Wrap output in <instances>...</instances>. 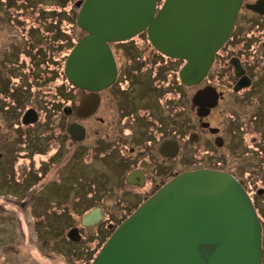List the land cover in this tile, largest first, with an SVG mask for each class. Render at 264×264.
I'll use <instances>...</instances> for the list:
<instances>
[{
	"label": "flooded vegetation",
	"instance_id": "flooded-vegetation-1",
	"mask_svg": "<svg viewBox=\"0 0 264 264\" xmlns=\"http://www.w3.org/2000/svg\"><path fill=\"white\" fill-rule=\"evenodd\" d=\"M256 1L244 0L242 2L233 31L227 41L216 52L215 60L207 75L192 84L184 82L181 78V71L188 64L187 59L169 56L152 44L147 48L114 45L130 43L143 33L146 34L145 37H148L146 31H142L129 40L110 42V49L116 67V78L111 84L102 88L78 85L67 76L65 70L66 61L71 53L61 64V75L63 77L48 80L54 82L61 79L62 84L60 87L62 88L65 84L68 85L67 96L56 94L54 97L50 96L49 98L48 95H45V97L49 100L46 102H51L54 109L62 99L66 103L69 102V106L63 105L61 111L65 117L61 130L62 135H60L61 139L65 141L64 144L68 143L74 147L68 165L70 177L77 181L84 180L85 187L86 182L91 183L94 181V183H97V185L94 184L97 189L88 191V195H91L94 203L79 214L77 223L65 228L68 231L67 240L69 239L71 244L82 241L84 230H98V244L92 247V257H90L88 264H91L112 233L144 201L155 194L173 177L196 169L227 171L211 164H203L204 156H199V154L196 157L200 160L197 165L183 169L175 168L173 164L179 162L184 150L188 151L186 149L188 145L198 148L207 147L206 145L210 144L211 147L216 148H232L239 143L238 138L240 139L245 135H247V138L250 136L253 141L249 143L250 149H246L245 154L250 157H259L261 165H263L261 166L263 172L262 183L259 186L248 185L246 182L248 179L244 180L237 174L228 172L242 182L260 217L263 225L262 264H264V41L262 48L258 51L261 63L256 65V60L250 62L249 58H246V46L250 39L246 34L241 33V22H247L244 17L250 16L253 18L251 23L254 28L259 27L258 24H255L257 20L264 19V14L247 6L248 3ZM161 3L162 0H160ZM148 41H150L149 37ZM76 44L72 46L71 52ZM239 45L242 49L241 54L240 51L233 53L232 49ZM244 48L245 50H243ZM119 49H122L126 54L125 64L121 62ZM139 49L148 52L140 51L138 54L136 50ZM30 59L33 58L30 57ZM170 62H173L171 67ZM236 62L243 69L240 76L237 74ZM222 66L228 67L230 74L222 70ZM255 72H261V75L259 76ZM43 74L42 71L38 72L37 75L34 74L32 82L34 86L43 88ZM1 79H4V86L0 88L1 90L13 89L17 92L18 87H14L12 79L0 74ZM240 81L243 86L237 88ZM222 83L225 86H222ZM25 88L28 89V86ZM186 90L192 91L189 96V105L194 114L195 122H191L187 117L182 118L178 115L173 117V114L181 111L182 105L172 104V100H174L172 96L176 91L180 98V94ZM197 94L200 97L195 100ZM107 98H110L111 103L116 107L117 115L114 116V119H111L106 113L105 102ZM250 99L258 102L259 106L261 105L262 113L259 116L253 115V113L249 114L246 122L241 120L244 123V125H241L238 115L239 108L243 102ZM28 111L29 109L25 110L21 117L20 130H23V132L21 131L22 135L28 132L29 125L26 124H37L40 121V116L35 111V121L26 123L24 116ZM175 111L177 112L175 113ZM218 113L222 116L220 125L213 123L214 117ZM193 122V126L189 127L188 124L190 125ZM257 131H259V135ZM166 142L171 143L164 154L162 147ZM246 145L248 146V144ZM61 146L51 157L53 158V164L63 158ZM205 150L209 151L208 149ZM4 155L0 149V160L5 158ZM94 160H100L104 165V169L108 168V171H112V173L103 170L100 172H103L102 179L99 181L94 180L90 174V166ZM114 168L118 171H115ZM253 173L252 170L250 176ZM113 175L117 176L116 180L112 177ZM14 178L15 174L11 175L9 182L13 183ZM104 182L106 183L104 184ZM110 182L113 183L109 185ZM52 184L54 185V183ZM35 185V183L32 184V187L34 188ZM108 185L109 189L107 188ZM47 187L48 185L44 183L41 185V188L46 189ZM105 188L108 190H105ZM82 196L80 194L78 199ZM86 197L89 198L87 195ZM106 198L117 202L113 205L110 201H106ZM83 200L84 198H82ZM90 200L92 201V199ZM108 202H110L113 211L108 210L111 208ZM67 204L73 207L75 202L68 200ZM93 211L98 214V221L89 225L85 224L84 217ZM74 229L78 230L79 240H72L69 236V232ZM101 229H105L107 232H99ZM84 253L88 257V252Z\"/></svg>",
	"mask_w": 264,
	"mask_h": 264
},
{
	"label": "water",
	"instance_id": "water-1",
	"mask_svg": "<svg viewBox=\"0 0 264 264\" xmlns=\"http://www.w3.org/2000/svg\"><path fill=\"white\" fill-rule=\"evenodd\" d=\"M243 1L164 0L158 8L159 0H79L77 23L87 33L69 55L66 74L83 87L111 84L116 67L110 42L147 31L160 51L188 60L181 78L192 84L207 75ZM247 6L264 14V0ZM236 69L240 76L237 62ZM242 86L240 81L237 88ZM35 119L34 110L26 112V123ZM170 143L162 147L164 154ZM97 216L87 214L84 223H95ZM262 235L242 182L228 171L196 169L176 175L144 201L91 264H262ZM69 236L80 239L76 229Z\"/></svg>",
	"mask_w": 264,
	"mask_h": 264
},
{
	"label": "rangeland",
	"instance_id": "rangeland-1",
	"mask_svg": "<svg viewBox=\"0 0 264 264\" xmlns=\"http://www.w3.org/2000/svg\"><path fill=\"white\" fill-rule=\"evenodd\" d=\"M32 1L0 0V74L12 79L14 87H18L17 92L13 89H0V149L5 154V158L0 160V264H88L90 257H92V247L98 244V230H84L82 241L71 244L69 239L67 240L68 231L65 228L77 223L79 214L94 203V199L88 195V191L97 189L94 187V184L97 185V183L94 181L86 182L85 187L84 180L77 181L70 177L68 165L74 147L68 143L64 144L65 141L61 139L65 117L61 111L63 105L69 106V102L60 100L55 109L52 108L51 102H46L49 100L45 95H48L49 98L56 94L67 96L68 85L65 84L63 88L60 87L61 79L54 82L47 80L49 84L43 88L32 84L34 74L37 75L38 72L44 70L43 64L40 65L30 59V57H34L38 48L34 38L40 40L41 33L46 34V36L51 35L47 26H44L47 17L40 14L41 6L34 11L31 7L25 9V6H29ZM44 1L49 2V4L43 5L46 10L57 9L60 11V8L53 7L55 3L51 4L53 3L52 0ZM64 1L66 8L61 14L64 21L60 25V29L64 31L62 36L64 39L59 45H56V42L52 43L50 62L55 63L51 64L49 68V71H59L60 73L62 70L58 68L59 64L57 65V63L61 61L62 64L63 60L67 59L72 46L78 43L77 41L86 33V30L77 24L74 16L78 12L79 7L76 2L79 0H60L62 3ZM245 18L247 22H241V33L246 34L250 39L246 46L245 55L250 62L256 60V65H260L258 51L262 48L264 41V19L257 20L255 24H258L259 27L254 28L251 23L253 18L250 16ZM35 28L39 33L34 32ZM145 35L143 33L130 43L113 44L147 48L151 43ZM240 47V45L235 46L232 49L233 53L240 51L241 54L242 49ZM118 51L121 62L125 64L126 54L122 49ZM140 51L148 52L147 50H136L138 54ZM172 64L173 62H170V67ZM222 70L230 74L228 67L222 66ZM255 73L261 75V72ZM44 75L47 76L46 73ZM61 76L63 77V75ZM61 76L59 77L61 78ZM3 86L4 79H1L0 88ZM26 86L28 89L25 88ZM174 93L172 104H181L182 107L179 113L175 111L177 113L173 114V117L177 115L182 118L187 117L191 122H195L194 114L189 105V96L192 91L186 90L180 94V98L176 91ZM105 104L106 113L111 119H114V116L117 115L115 105L111 103L110 98H107ZM27 109L37 111L40 121L37 124H26L29 125L28 132L24 133L23 136L20 123L21 117ZM251 113L258 116L262 113L261 105L259 106L258 102L253 99L241 104L238 111L240 121L246 122ZM219 114L214 117V124L220 125L222 116ZM194 122L188 126L192 127ZM243 122L241 121L240 124L244 125ZM257 133L260 134L259 131ZM238 137L240 136L238 135ZM248 138L247 135L238 138L239 143L232 148H216L211 147L210 144H205L207 147L198 148L188 145L186 147L188 151L184 150L179 162H175L173 166L183 169L197 165L200 160L196 157L199 154V156H204L203 164L224 168L244 180L248 179L246 181L248 185L259 186L262 183L261 166L263 165H261L259 157H250L245 154V151L250 149L249 143L253 142L250 136ZM50 146L51 148L48 149ZM60 146L63 158L53 164L51 157ZM90 170L91 176L97 181L102 179L103 172L100 173L101 171L112 173V171H108V168L104 169L100 160H94ZM114 170L118 171L116 168ZM252 170L254 173L250 176ZM87 171L89 170L87 169ZM14 174L15 178L11 183L9 180ZM112 177L117 179L115 175ZM34 183L36 185L33 188L32 184ZM43 183L48 185L46 189L41 188ZM111 183L113 182H110L109 185ZM89 187L91 189H88ZM108 189L105 188V190ZM80 194L83 196L79 200ZM82 198H84L83 201ZM68 200L75 202L73 207L67 204ZM105 200L110 201L113 205L117 202L107 198ZM108 210L113 211L112 207ZM101 231L107 232L105 229L99 230V232ZM84 252H88V257Z\"/></svg>",
	"mask_w": 264,
	"mask_h": 264
},
{
	"label": "trees",
	"instance_id": "trees-1",
	"mask_svg": "<svg viewBox=\"0 0 264 264\" xmlns=\"http://www.w3.org/2000/svg\"><path fill=\"white\" fill-rule=\"evenodd\" d=\"M52 1H53V3H51V4L55 3L53 5V7L60 8V11H58L57 9L46 10L43 7V5L49 4V2H45L44 0H36V2H34V0H33L31 3L29 2L30 3L29 6H25L26 7L25 9L31 7L33 11L41 6L40 7V12H41L40 14L44 15L47 18L50 17V19L46 18V20L44 22V26H47V29L50 30L48 32L51 33V35L46 36V34L43 35V33H41L42 36L40 37V40L35 39L33 37L34 41H36V44H38V48L36 47L38 51L35 52L36 54L34 55L33 60L35 61V63H39L40 65L43 64L44 70L42 72L46 73V75H47V76H45L43 74L44 75L43 76L44 86H47L49 84L47 80L55 79V78L61 76V73L59 71H53V70L49 71V68H50L51 64L53 65L55 63V62H50V59L52 58V55H51L52 54V50H51L52 43L56 42V45H59V43L62 42L64 39L62 37L64 35L63 34L64 31H63V29L62 30L60 29V25L64 21V19L61 18V14H62V12H64V10L66 8V4H64L65 1L63 3L60 2V0H52ZM74 16L76 17L75 14H74ZM34 32L39 33L37 31V28L34 29ZM40 44H42V45H40ZM34 45H35V43H34ZM57 65H58V68H61V70H62L61 61L59 63H57ZM5 88H6V86H5ZM4 90H6V89H4Z\"/></svg>",
	"mask_w": 264,
	"mask_h": 264
}]
</instances>
